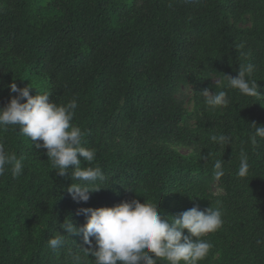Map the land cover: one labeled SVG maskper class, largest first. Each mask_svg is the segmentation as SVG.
Here are the masks:
<instances>
[{
	"label": "trees",
	"instance_id": "1",
	"mask_svg": "<svg viewBox=\"0 0 264 264\" xmlns=\"http://www.w3.org/2000/svg\"><path fill=\"white\" fill-rule=\"evenodd\" d=\"M247 64L260 96L227 87L223 75ZM12 83L57 104L76 100L72 123L85 133L82 146L96 151L81 166L100 167L104 179L76 202L66 191L81 183L71 169L58 176L47 150L18 126L0 130L6 152L24 158L20 176L10 166L0 176V264H95L83 235L60 225L83 227L80 209L133 199L159 205L168 219L219 208L223 224L203 237L212 247L198 264H264V138L250 140L252 124L264 126V0H0V108L16 95ZM182 87L194 90L192 112ZM205 89L226 91L228 106H206ZM241 150L246 177L238 175ZM58 235L53 250L48 241Z\"/></svg>",
	"mask_w": 264,
	"mask_h": 264
},
{
	"label": "clouds",
	"instance_id": "2",
	"mask_svg": "<svg viewBox=\"0 0 264 264\" xmlns=\"http://www.w3.org/2000/svg\"><path fill=\"white\" fill-rule=\"evenodd\" d=\"M253 70L254 66L247 64L239 66L236 77L223 75L227 87L245 96H260L257 82L246 78ZM9 87L10 92L16 95L0 108V130L18 126V131L30 139L35 149L47 150L48 160L57 169L58 176H68L71 169L72 179L81 183H71L66 191L74 201L87 202L90 193L102 189L95 186V182L104 177L100 167L81 166L80 158L91 164L96 158V151L82 146L85 133L72 123L78 106L76 100L61 105L50 101L51 95L47 92L30 95L32 88L29 85L19 88L12 83ZM200 95L211 109L228 106V94L224 90L213 93L205 89ZM252 126L255 133L250 140L256 145L257 137L264 138V126ZM210 139L221 145L230 144V137L226 135H213ZM23 159L17 158L14 153L10 155L0 143V176L8 170L6 166H10L14 178L20 176ZM223 164L220 159L215 161V180L224 176ZM249 168L248 156L241 150L238 175L246 177ZM158 206L133 199L113 207L80 209L79 212L86 217L83 227H75L70 220L60 227L71 236L83 235L84 243L89 246L84 250L94 257L95 264H158L161 260L168 264H198L212 247L203 237L222 226V211L211 206L203 211L193 207L168 219L163 217ZM62 242V235L48 241L53 250Z\"/></svg>",
	"mask_w": 264,
	"mask_h": 264
},
{
	"label": "rangeland",
	"instance_id": "3",
	"mask_svg": "<svg viewBox=\"0 0 264 264\" xmlns=\"http://www.w3.org/2000/svg\"><path fill=\"white\" fill-rule=\"evenodd\" d=\"M251 24L250 23H247L242 25L243 28H246V27H249ZM213 81L214 82H217V79L216 78H213ZM178 96L181 98V99H185V107L188 109V111L192 112L193 111V105H192V97L194 96V90L191 88V87H182L178 93ZM179 151L182 153V154H185V155H188L191 153V148H186V149H180L179 148ZM212 189H213V192L214 194H221L223 193V191L221 190L220 187L214 185L212 186Z\"/></svg>",
	"mask_w": 264,
	"mask_h": 264
}]
</instances>
